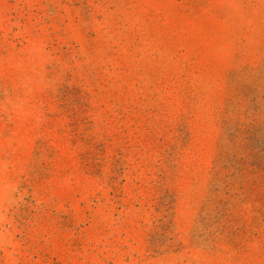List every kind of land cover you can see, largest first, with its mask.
<instances>
[{"label": "rangeland", "instance_id": "1", "mask_svg": "<svg viewBox=\"0 0 264 264\" xmlns=\"http://www.w3.org/2000/svg\"><path fill=\"white\" fill-rule=\"evenodd\" d=\"M0 264H264V0H0Z\"/></svg>", "mask_w": 264, "mask_h": 264}]
</instances>
